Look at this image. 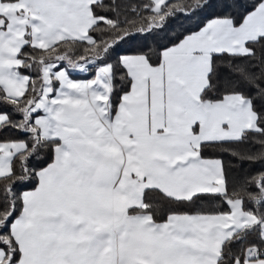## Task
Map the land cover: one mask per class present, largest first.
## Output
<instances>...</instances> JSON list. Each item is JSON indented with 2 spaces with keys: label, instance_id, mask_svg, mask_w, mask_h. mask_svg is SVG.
<instances>
[{
  "label": "snow or ice",
  "instance_id": "obj_1",
  "mask_svg": "<svg viewBox=\"0 0 264 264\" xmlns=\"http://www.w3.org/2000/svg\"><path fill=\"white\" fill-rule=\"evenodd\" d=\"M257 163L264 0H0V264H264Z\"/></svg>",
  "mask_w": 264,
  "mask_h": 264
},
{
  "label": "trees",
  "instance_id": "obj_2",
  "mask_svg": "<svg viewBox=\"0 0 264 264\" xmlns=\"http://www.w3.org/2000/svg\"><path fill=\"white\" fill-rule=\"evenodd\" d=\"M198 19H199V17H195L191 21H181L180 23H183L185 27H190V26L196 24V22H197ZM173 29H174V32L175 31H181L182 30L180 28V24L179 23L176 24V25H173ZM174 32L173 33H170V34H174ZM140 43H141V41H132L129 44L123 45V48H124L125 51L128 50V49H134V48L138 47ZM148 43L151 44L152 42L151 41H148ZM121 54H124V53L122 52ZM72 75H73V77H80V78L83 77V74L82 73H80V74H72ZM224 159H225V162L226 163L233 164V162L230 161L228 159V157H225ZM233 166L234 167H237V168L239 167V165H235V164H233ZM262 168H264V165H261L259 163L255 164V165H252V164H245L244 165V169L246 171H253V170H257L258 171V170H261Z\"/></svg>",
  "mask_w": 264,
  "mask_h": 264
},
{
  "label": "crops",
  "instance_id": "obj_3",
  "mask_svg": "<svg viewBox=\"0 0 264 264\" xmlns=\"http://www.w3.org/2000/svg\"><path fill=\"white\" fill-rule=\"evenodd\" d=\"M73 78H80V77H73ZM81 78H83V77H81Z\"/></svg>",
  "mask_w": 264,
  "mask_h": 264
}]
</instances>
